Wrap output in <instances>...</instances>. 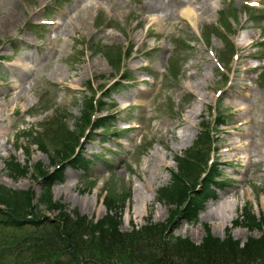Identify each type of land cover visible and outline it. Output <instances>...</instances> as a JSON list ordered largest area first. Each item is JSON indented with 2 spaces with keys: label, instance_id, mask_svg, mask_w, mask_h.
<instances>
[{
  "label": "rangeland",
  "instance_id": "374dc122",
  "mask_svg": "<svg viewBox=\"0 0 264 264\" xmlns=\"http://www.w3.org/2000/svg\"><path fill=\"white\" fill-rule=\"evenodd\" d=\"M53 1L0 0V54L18 51L12 57L14 64H4L1 69L4 76L0 80L1 183L17 189L33 187L39 193L34 166L38 162L49 166V159L37 145H31L23 132L36 127L40 130L45 120L57 115H67L68 125L73 126L83 111L84 94L80 89H84L86 81L93 79L95 85L102 74L106 75L102 81H111L114 70L104 54L91 56L92 50L88 54L82 52L94 36L91 41L94 49L108 46L114 52L120 46L133 48L125 65L137 81L122 90L116 89L112 102L118 105L116 127L131 123L136 129L117 138L107 135L106 139L98 130L97 136L85 146L86 155L94 159L89 177L82 170L68 168L67 184L53 188L54 198L69 210L78 209L98 219L107 213L103 204L107 189L128 198L124 202L122 229H132L133 223L145 224L148 215L154 221L166 220L169 208L156 202L153 194L171 181L170 169L176 167L173 155L182 154L191 146L201 121L207 117L214 119L206 103L215 105L221 101L231 119L226 126L219 127L220 145L236 144H228L230 140L238 143L236 151L216 153L220 161L231 163L222 167L233 180L225 192L238 213L245 203L258 213L264 209V80L259 78L264 65V44H256L241 54L233 68L231 85H226L224 76L207 54L208 48L223 46L224 38L216 27L222 9H228L229 5L237 10V20L229 21L231 34L237 31L238 23L244 22L245 30H238L241 38L238 42L245 43L244 48L251 39L260 42L264 36V17L258 21L245 19L246 12L256 15L258 10L242 6L243 0H208L214 4V11L210 17L201 18L203 0H60L62 8L51 15L59 19V24L45 26V32L37 36L27 24L47 16L46 8L52 12ZM192 3L200 12L194 26L182 15L184 5ZM140 16L156 20L147 22ZM99 22L102 25L97 27ZM206 29L212 33L206 34L203 41L201 33ZM184 44L187 48L179 49ZM141 77L148 80L140 81ZM218 88L224 89L220 96L215 95ZM16 89L17 95L12 97ZM26 107L35 112L24 115L22 110ZM238 121L245 124L231 133L229 124ZM255 145L260 148L256 150ZM25 147H29L30 155L24 152ZM14 155L30 163V171L18 178L10 177L5 167L6 160ZM82 200L87 203L82 204ZM233 222L217 228L215 235L232 233L245 241L251 234H261L236 224L231 227ZM207 226L212 231V224L199 217L192 226L188 223L186 232L182 223L175 233L200 242Z\"/></svg>",
  "mask_w": 264,
  "mask_h": 264
},
{
  "label": "trees",
  "instance_id": "16d2710c",
  "mask_svg": "<svg viewBox=\"0 0 264 264\" xmlns=\"http://www.w3.org/2000/svg\"><path fill=\"white\" fill-rule=\"evenodd\" d=\"M107 55L111 63L116 64L120 60L119 56L115 59L111 51ZM117 85L108 93L115 90ZM84 104L86 118L89 120L87 109L94 108L91 98L86 96ZM110 121L109 117L102 118L96 125L108 126ZM50 139L54 144H61V148L55 150L52 156L53 162L68 158L77 140L66 126L55 128ZM208 141L209 135L201 136L197 146ZM40 147L44 148L42 143ZM200 154L201 150H198L194 161L193 156L179 157L180 173L174 174L173 182L161 190L162 199L176 205L171 210L169 221L150 223L131 232L120 230L117 211L98 222L79 213L72 215L63 210L57 220L38 212L37 208L40 209L41 204L48 210L62 208L61 204L52 202L49 186L53 180L62 176L64 164L51 174L40 169V174L45 177L37 204L33 203V190L16 191L0 185V204L5 205V209L0 208V264H70L63 261L65 254L70 256L71 264H264V236L261 239L251 238L241 247L239 241L230 236L221 240L209 235L197 245L189 239L174 235L172 226L179 221L180 216L193 220L202 202L216 195L214 186L224 185L217 180L221 170L215 164L197 188ZM67 164L89 168V161H84L80 154ZM26 170L24 167L19 173ZM194 172L195 175L192 174ZM120 201L122 204H119ZM105 203L112 210L121 208L124 201L121 195L113 194L107 196ZM175 215L179 217L174 219ZM244 215L245 220L252 223L251 228L264 225L263 221L260 225L257 223L251 207L247 205ZM30 216L33 219H29Z\"/></svg>",
  "mask_w": 264,
  "mask_h": 264
},
{
  "label": "bare ground",
  "instance_id": "6f19581e",
  "mask_svg": "<svg viewBox=\"0 0 264 264\" xmlns=\"http://www.w3.org/2000/svg\"><path fill=\"white\" fill-rule=\"evenodd\" d=\"M157 1H160V0H157ZM213 5H211V2H208V0H203L200 3L201 16L210 17L209 15H211L212 12L214 11ZM162 9H166V7H162ZM157 11H160V10H157ZM182 13L189 21H191L192 24H195L198 21L194 15L195 12L191 7H186V9L183 10ZM17 85L18 84H16V86ZM16 95H17V92L15 93L14 96ZM259 148L260 147H258V145H255L256 150H258ZM228 194L229 193L226 192V194L220 197L219 201H213L211 203H208L206 209L200 214V218L202 220L210 222L212 224V228L214 232H216L217 228L225 227L226 226L225 224L228 221L232 222L234 218L237 216L236 207H233V205L230 203V200L228 199ZM83 203L86 204L87 201L82 200V204ZM186 231H187V227H185V232Z\"/></svg>",
  "mask_w": 264,
  "mask_h": 264
}]
</instances>
